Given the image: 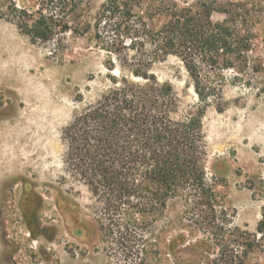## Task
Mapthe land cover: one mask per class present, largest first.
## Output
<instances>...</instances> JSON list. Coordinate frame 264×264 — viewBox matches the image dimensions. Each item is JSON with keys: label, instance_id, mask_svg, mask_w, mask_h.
<instances>
[{"label": "rangeland", "instance_id": "obj_1", "mask_svg": "<svg viewBox=\"0 0 264 264\" xmlns=\"http://www.w3.org/2000/svg\"><path fill=\"white\" fill-rule=\"evenodd\" d=\"M81 1L67 15L73 31L33 43L16 25L13 6L31 12L47 1L0 0V264H264V203L250 189L264 178V0H138L130 20L117 14V28L77 34L106 2ZM204 4L216 9L213 23L228 22L251 45L219 78L225 110L213 101L203 118L216 208L189 212L181 199L170 200L151 227L122 240L107 229L89 188L67 171L63 130L113 87L111 76L143 83L131 67L138 55L154 54L151 33L172 10ZM199 67L211 76L208 64ZM151 71L174 87L180 115L193 112L199 100L178 57Z\"/></svg>", "mask_w": 264, "mask_h": 264}, {"label": "trees", "instance_id": "obj_2", "mask_svg": "<svg viewBox=\"0 0 264 264\" xmlns=\"http://www.w3.org/2000/svg\"><path fill=\"white\" fill-rule=\"evenodd\" d=\"M34 11L16 5L15 23L33 43H47L73 31L69 12L79 11L81 0H46ZM138 0H106L85 34L98 28L118 27L117 14L133 16ZM216 11L176 8L162 27L152 32L154 54L139 60L131 74L143 83L110 77L113 87L77 112L63 130L65 165L75 179L89 188L101 205L107 229L125 233L151 227L150 218L163 214L170 200L181 199L189 212L213 214L217 196L206 177L207 145L203 118L213 101L222 104L223 71L234 68L232 59L251 51L250 39L236 27L213 23ZM134 38L130 46H135ZM169 56L178 57L188 72L199 100L193 112L181 113V101L170 83H160L151 69ZM246 57V56H245ZM136 59V58H135ZM199 63L210 66L204 77ZM251 190L263 200L264 178ZM105 229V228H104ZM258 231L264 232V205ZM123 235V237H122Z\"/></svg>", "mask_w": 264, "mask_h": 264}]
</instances>
